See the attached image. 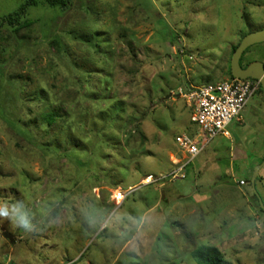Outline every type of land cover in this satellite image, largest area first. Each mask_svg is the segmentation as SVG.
<instances>
[{
    "label": "rangeland",
    "instance_id": "374dc122",
    "mask_svg": "<svg viewBox=\"0 0 264 264\" xmlns=\"http://www.w3.org/2000/svg\"><path fill=\"white\" fill-rule=\"evenodd\" d=\"M23 2L0 0V205L12 210L0 264H197L200 247L264 264V186L250 184L264 176V92L184 179L168 177L184 158L176 136L198 134L180 91L230 79L233 48L264 29V0L40 1L6 20ZM249 61L264 63V43ZM45 100L64 117L48 133L34 129ZM66 139L80 146L64 151Z\"/></svg>",
    "mask_w": 264,
    "mask_h": 264
},
{
    "label": "built area",
    "instance_id": "2783aa9c",
    "mask_svg": "<svg viewBox=\"0 0 264 264\" xmlns=\"http://www.w3.org/2000/svg\"><path fill=\"white\" fill-rule=\"evenodd\" d=\"M259 86L260 84L256 80L230 78L212 84L191 87L186 89L184 94L182 90L180 91L192 109L190 122L196 125L198 134L194 139L184 134L176 136L175 143L184 158L173 162L176 168L168 175L170 180H175L177 177L184 179L186 167L208 143L218 136L228 135L227 127L233 121L237 123L241 121V113L249 99L258 91ZM201 141L202 144L199 145ZM244 184V181L238 182L239 186Z\"/></svg>",
    "mask_w": 264,
    "mask_h": 264
},
{
    "label": "trees",
    "instance_id": "16d2710c",
    "mask_svg": "<svg viewBox=\"0 0 264 264\" xmlns=\"http://www.w3.org/2000/svg\"><path fill=\"white\" fill-rule=\"evenodd\" d=\"M40 1L45 2L46 5L49 6L50 8H61V9L65 8L67 3L69 2V0H24L22 5L15 12L9 14L5 19L8 20L9 22L20 21L25 16L27 9L29 7H32V6H36ZM23 24H20V25H23ZM78 38L82 42L88 43L93 48H96L98 46L99 42L103 41L102 38L97 36V35H89V36L88 35H82V36H79ZM51 45H52V48H54L56 52H58V53L60 52L61 46H60L58 41H55V40L52 41ZM236 47L233 48V50H232L233 52L236 49ZM245 52H244V54H245ZM228 74H229L230 78H232L231 73H230V65L228 67ZM259 91L264 92L262 90L261 86H259ZM40 93L41 92L39 91V93L34 94L35 97L32 99L33 102L39 101V98L44 99L42 97V95H40ZM45 108H47V110H45ZM112 108H113L112 114L108 116V120L106 119V121H109L110 119L113 121L114 118H117L118 113L121 110V103L112 105ZM62 113H63V109L60 106L54 108L53 106H51L49 104V102L47 100H45L42 103L41 113L38 117L40 119L39 123L34 124V126H36V128L34 127L35 131H39L41 129V128H39V126H41V127H43V130H40V131H42L44 133H48L49 129L51 130L52 127L58 121H60L61 123L64 122V117H63ZM111 117H113V118H111ZM22 125L19 126L18 124H11V127L14 130H16L19 134H21L22 137L27 139L29 131L25 132L23 130L24 125L23 126ZM61 129H62V125L60 128V131H61ZM42 145L43 146L41 149L44 150V148H43L44 146L46 147V149H49L47 144H42ZM69 145L72 146V148L73 147H79L80 143H77L72 139H66L64 151L69 150L68 149ZM54 147L56 149H53V150L49 149V151L53 154H60L59 151L62 148V146L61 145H57V146L55 145ZM191 257L196 261L197 264H229L228 262L221 259V256H220L218 250L213 248V247H200V248H198L192 252Z\"/></svg>",
    "mask_w": 264,
    "mask_h": 264
},
{
    "label": "water",
    "instance_id": "95a60500",
    "mask_svg": "<svg viewBox=\"0 0 264 264\" xmlns=\"http://www.w3.org/2000/svg\"><path fill=\"white\" fill-rule=\"evenodd\" d=\"M264 43V29L255 31L245 35L238 46L234 50L230 60V73L231 77L239 80H256L259 82L261 88L264 90V64L261 62H254L248 65L245 69L240 66V60L244 52L253 45ZM264 166V161L257 166L258 169ZM259 177L258 170L256 169L250 184L254 187L255 180ZM260 207L264 210L263 204L259 201ZM4 237L10 240V236L4 233Z\"/></svg>",
    "mask_w": 264,
    "mask_h": 264
},
{
    "label": "flooded vegetation",
    "instance_id": "af4514ba",
    "mask_svg": "<svg viewBox=\"0 0 264 264\" xmlns=\"http://www.w3.org/2000/svg\"><path fill=\"white\" fill-rule=\"evenodd\" d=\"M254 62H257V61H249V62H246V63H244V62H241V60H240V66H241V68L242 69H245L248 65H250L251 63H254ZM264 64V63H263ZM263 90V89H262ZM264 91V90H263ZM262 92V91H261ZM259 93V89H258V91L256 92V94H258ZM263 161H264V159H263ZM262 161V162H263ZM259 182L262 186H264V176H260L259 175V177L255 180V182ZM259 210H260V212H262V213H264V210L260 207V204H259Z\"/></svg>",
    "mask_w": 264,
    "mask_h": 264
},
{
    "label": "clouds",
    "instance_id": "9594fccd",
    "mask_svg": "<svg viewBox=\"0 0 264 264\" xmlns=\"http://www.w3.org/2000/svg\"><path fill=\"white\" fill-rule=\"evenodd\" d=\"M10 210L7 206H4V205H0V216H8L10 214ZM15 214V213H13ZM22 221H23V217H21ZM24 222V226L27 227V222L26 221H23Z\"/></svg>",
    "mask_w": 264,
    "mask_h": 264
},
{
    "label": "crops",
    "instance_id": "0c3cea01",
    "mask_svg": "<svg viewBox=\"0 0 264 264\" xmlns=\"http://www.w3.org/2000/svg\"><path fill=\"white\" fill-rule=\"evenodd\" d=\"M244 186V185H243ZM240 187H242V186H240Z\"/></svg>",
    "mask_w": 264,
    "mask_h": 264
}]
</instances>
